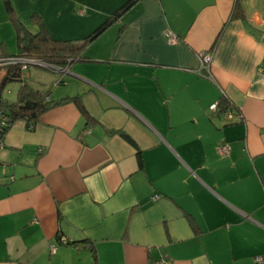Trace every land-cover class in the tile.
<instances>
[{
  "label": "crops",
  "instance_id": "0c3cea01",
  "mask_svg": "<svg viewBox=\"0 0 264 264\" xmlns=\"http://www.w3.org/2000/svg\"><path fill=\"white\" fill-rule=\"evenodd\" d=\"M126 1L11 0L75 41ZM84 55L63 84L25 70L94 119L69 100L5 133L0 264L264 262V0H140ZM222 94L231 107L212 111Z\"/></svg>",
  "mask_w": 264,
  "mask_h": 264
},
{
  "label": "trees",
  "instance_id": "16d2710c",
  "mask_svg": "<svg viewBox=\"0 0 264 264\" xmlns=\"http://www.w3.org/2000/svg\"><path fill=\"white\" fill-rule=\"evenodd\" d=\"M138 1L140 0H127L86 37L75 41L53 39L49 35L42 19L37 14L31 16L28 26L25 25L15 12L11 0H3L4 10L15 28L16 43L19 48V53L11 56L40 60L57 68H69L74 62L87 60V57L84 55L86 46L100 36L117 18ZM5 70V75L0 81V117L4 118L0 130L1 139L4 138L7 130L15 122L23 121L27 129H32L45 111L69 100L77 103L81 111L90 121L94 119L81 104L80 96L77 95L55 100L51 98L49 88L43 90L32 87L27 81L28 77L25 70H22L20 65L5 67ZM47 70L53 73L57 72L56 69L51 67H48ZM7 83H19L14 101L7 100L2 94L3 88ZM63 83L64 81H62L60 75L53 81V84ZM229 103V100L222 94L217 101V110L219 112H225L231 107ZM139 166H141L140 159ZM192 226L196 229L194 224ZM82 242H67L65 240L62 243L77 245Z\"/></svg>",
  "mask_w": 264,
  "mask_h": 264
},
{
  "label": "built area",
  "instance_id": "2783aa9c",
  "mask_svg": "<svg viewBox=\"0 0 264 264\" xmlns=\"http://www.w3.org/2000/svg\"><path fill=\"white\" fill-rule=\"evenodd\" d=\"M168 37L169 40L172 42L174 41V36L171 32L168 33ZM211 60V55L210 54H206V53H201L199 55V68H198V72H201L202 70H206L208 71V65L209 62ZM42 62L40 60H35V59H27L21 56H0V67H9L11 65H20V68L22 70H26L28 66H31L29 64V62ZM45 63V62H43ZM48 64V63H46ZM49 67L54 68V69H58L57 67L48 64ZM63 70H68L67 67L61 68ZM210 109L212 111H215L217 109V103H213L210 106ZM232 116L231 112H227L226 113V120H228L230 117ZM3 117H0V130H1V126L3 125ZM3 145V139H1V135H0V147ZM220 152L226 153L228 150V146L227 145H221L220 147ZM159 196L158 195H153L152 199H157ZM61 241L64 242L65 239L61 238ZM255 262L256 264H262L264 262H262L261 258L258 256L255 258ZM155 264H170L168 261L165 260H159L158 262H156Z\"/></svg>",
  "mask_w": 264,
  "mask_h": 264
},
{
  "label": "rangeland",
  "instance_id": "374dc122",
  "mask_svg": "<svg viewBox=\"0 0 264 264\" xmlns=\"http://www.w3.org/2000/svg\"><path fill=\"white\" fill-rule=\"evenodd\" d=\"M3 45L7 46L8 49H10L13 52L18 51L19 49L16 43L15 28L11 20L9 19L7 13L4 11L3 0H0V51L3 48ZM29 69L33 71L39 70L40 72H43L44 74H48V73H45L47 71L50 72L47 69H43V68L35 67V66H29ZM1 73H3L2 68H0V76H1ZM50 73L55 74L56 76H58L59 74H62V73H57V72L56 73L50 72ZM41 79H43V76H40V81H43ZM15 87H16L15 83H7L4 86L3 91H2V94L4 95V97L6 96L9 99H13Z\"/></svg>",
  "mask_w": 264,
  "mask_h": 264
},
{
  "label": "water",
  "instance_id": "95a60500",
  "mask_svg": "<svg viewBox=\"0 0 264 264\" xmlns=\"http://www.w3.org/2000/svg\"><path fill=\"white\" fill-rule=\"evenodd\" d=\"M29 64L31 65V66H35V67H40V68H43V69H47L49 66H48V64H46V63H43V62H29ZM57 72H60V73H69V71L68 70H63V69H61V68H58L57 70H56Z\"/></svg>",
  "mask_w": 264,
  "mask_h": 264
}]
</instances>
